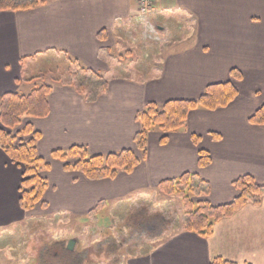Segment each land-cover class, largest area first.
<instances>
[{"label":"crops","instance_id":"1","mask_svg":"<svg viewBox=\"0 0 264 264\" xmlns=\"http://www.w3.org/2000/svg\"><path fill=\"white\" fill-rule=\"evenodd\" d=\"M134 25L157 61L128 73L114 50L128 36L139 41ZM40 57L76 61L102 74L108 87L91 101L72 82H53L49 114L25 118L40 132L38 151L48 164L42 170L45 206H21L23 170L0 148V264L11 263L6 249L34 211L37 219L89 217L132 204L133 197L146 201L162 181L185 173L209 183L213 205L231 202L238 195L233 182L244 175L264 185V124L249 120L264 105V0H154L146 15L139 13L138 0H48L34 9L0 10V97L28 94L43 84L42 76L52 70H42ZM233 69L240 80L232 77ZM228 81L239 91L228 106L190 111L185 128L165 143L162 132H150L146 157L130 173L91 180L65 170L52 155L74 145L92 154L136 149V115L148 103L194 100L209 84ZM200 149L211 155L204 168L198 165ZM168 233L127 264H211L218 257L264 264V203L244 205L216 222L208 236L182 228Z\"/></svg>","mask_w":264,"mask_h":264},{"label":"trees","instance_id":"2","mask_svg":"<svg viewBox=\"0 0 264 264\" xmlns=\"http://www.w3.org/2000/svg\"><path fill=\"white\" fill-rule=\"evenodd\" d=\"M48 0H0V10H29L45 5ZM102 32L99 36H101ZM79 73L92 80H80L73 83L76 90L88 100H96L107 90L108 80L100 73L81 67L73 62ZM78 65H77V64ZM232 77L241 79V73L233 69ZM34 79H32L33 81ZM51 84L43 83L36 86L30 93L6 92L0 97V148L10 160L19 165L22 170L20 183V204L25 210H33L37 205H46L44 195L48 181L42 170L48 164L39 154L38 141L40 132L32 123H24L25 118L45 117L50 112L49 94ZM238 88L234 81L209 84L204 93L197 99H174L164 103L150 102L136 115L141 129L136 133L134 141L136 149H122L107 154H92L86 146L74 145L68 150H54V158L64 163L67 171H77L91 180L114 178L120 171L132 172L146 157L149 133L154 130L162 132L161 142L168 140L169 134L185 128L190 111L198 108L216 110L228 106L237 96ZM253 124H264V105L250 117ZM218 137L217 134H213ZM195 144L200 136H193ZM210 152L199 150L198 165L201 168L211 163ZM238 195L229 203L213 205L208 200L210 185L196 173H185L182 176L164 180L159 184V191L165 195H177L183 201L185 216L182 229L195 232L202 236L211 235L213 227L219 220L236 213L248 203H264V185L258 183L251 175H244L233 182ZM198 195V196H197ZM203 200H194L197 197ZM170 220L161 211L150 212L147 208L129 215L125 226L130 229L129 240L143 242L144 240L165 239L169 233ZM109 250L116 251L119 244L115 240L108 242ZM60 251L55 256L62 257V264H81L85 254L69 251L64 243L57 244ZM53 246H45L41 253V264L46 262ZM53 254V253H52ZM51 254V256H52ZM54 256V257H55ZM48 261V260H47ZM211 264H238L223 258H215Z\"/></svg>","mask_w":264,"mask_h":264},{"label":"rangeland","instance_id":"3","mask_svg":"<svg viewBox=\"0 0 264 264\" xmlns=\"http://www.w3.org/2000/svg\"><path fill=\"white\" fill-rule=\"evenodd\" d=\"M133 27L137 29L139 41L134 43L128 36V39L119 42L114 50L116 60L126 66L128 73L136 72L137 67L140 66L148 68L157 61L154 58V50L149 48V40L141 38V28L135 25ZM39 61L42 70L45 68L52 70L51 76H46V74L42 76L43 83L51 85L53 82L80 83V80L83 81L85 78L83 73H79L74 63H67L63 58L40 57ZM84 80L92 82L89 78ZM149 194L146 201H138L137 197H133L132 204H122L84 218L58 214L52 220L37 219L34 216L35 211L31 212L30 221H25L19 234L13 237L12 247L9 245L11 248L8 246L6 249V253L11 254L10 264H41L43 262L40 260L41 253L46 245L53 246L51 252L53 254L52 256L47 255L46 262L62 264V257L55 256L61 250L57 244L62 242L67 248L71 239L77 241L74 249L69 251L85 254L81 264H127L131 257L146 253L156 244L155 240H144L143 242L129 240L131 232L125 226V222L130 214L143 208H147L150 212L161 211L170 220L169 231L182 228L185 216L182 199L177 195H165L154 190ZM203 199L206 198L201 196L194 198L196 201ZM111 239L119 244L118 250H109L108 242Z\"/></svg>","mask_w":264,"mask_h":264},{"label":"built area","instance_id":"4","mask_svg":"<svg viewBox=\"0 0 264 264\" xmlns=\"http://www.w3.org/2000/svg\"><path fill=\"white\" fill-rule=\"evenodd\" d=\"M154 0H138L139 13L146 15L149 13Z\"/></svg>","mask_w":264,"mask_h":264},{"label":"water","instance_id":"5","mask_svg":"<svg viewBox=\"0 0 264 264\" xmlns=\"http://www.w3.org/2000/svg\"><path fill=\"white\" fill-rule=\"evenodd\" d=\"M76 241H77L76 239H71L69 241L68 246H67L68 250H73L74 249V245H75Z\"/></svg>","mask_w":264,"mask_h":264}]
</instances>
